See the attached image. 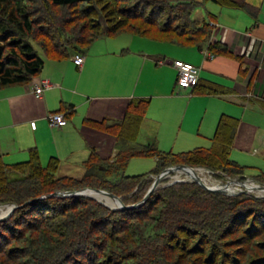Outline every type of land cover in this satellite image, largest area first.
I'll return each instance as SVG.
<instances>
[{"label":"trees","instance_id":"16d2710c","mask_svg":"<svg viewBox=\"0 0 264 264\" xmlns=\"http://www.w3.org/2000/svg\"><path fill=\"white\" fill-rule=\"evenodd\" d=\"M207 2L241 10L255 21L261 13L248 0H0V89L28 85L42 73L46 59L62 62L72 55L84 56L102 38L130 34L200 48L209 44L216 24L214 16L209 21L194 20V10ZM209 51L235 58L222 42L210 44ZM196 90L207 95L227 93L201 82ZM150 103L149 99L132 100L123 121H88L117 139V154L104 159L94 150L81 178L58 177L59 160L51 158L44 166L37 149L30 150L25 163L9 165L0 157V202L19 207L10 220L0 222V262L226 264L221 253H228L227 259L238 264V258L245 260L254 252L258 243L246 244L248 232L239 241L223 229L229 216L241 221V231L254 216L255 224L264 225V198L250 194L227 196L209 192L195 182H183L161 186L143 207L121 211L88 197H49L91 188L121 197L126 206L139 204L154 177L181 165L204 168L219 179H246L247 167L230 158L238 119L222 116L209 149L163 153L157 144L137 143ZM69 115L71 112L66 117ZM135 158H154L156 167L147 175L126 176L124 172ZM10 174L19 176L10 179ZM252 178L264 185V174ZM43 197L47 198L21 208ZM255 231L259 233L254 238L262 236L264 227ZM243 244L248 250L239 248ZM247 264H264V256L255 252Z\"/></svg>","mask_w":264,"mask_h":264},{"label":"crops","instance_id":"0c3cea01","mask_svg":"<svg viewBox=\"0 0 264 264\" xmlns=\"http://www.w3.org/2000/svg\"><path fill=\"white\" fill-rule=\"evenodd\" d=\"M248 2L261 7L257 21L246 13L249 22L237 28L232 24L240 21L243 11L221 12L226 19L215 24L209 44L183 53L176 54L180 48L169 43L124 34L95 42L84 55L83 70L74 63L76 55L62 62L46 59L42 73L30 84L0 89V157L9 165L25 163L30 150L37 149L40 156L46 152V161L59 160L58 177L81 178L94 150L104 159L117 154V139L88 121H123L134 99L151 101L137 139L142 146L157 144L161 152L173 154L209 149L220 119L230 116L240 122L231 151L250 152L259 141L260 149L253 153L260 155L264 128L256 118L264 115V0ZM216 42L226 45L235 58L210 53L209 45ZM175 59L200 67L202 86L216 85L227 93L179 90ZM46 82L52 87L37 98L32 89ZM68 112L66 126L49 124L50 115Z\"/></svg>","mask_w":264,"mask_h":264},{"label":"rangeland","instance_id":"374dc122","mask_svg":"<svg viewBox=\"0 0 264 264\" xmlns=\"http://www.w3.org/2000/svg\"><path fill=\"white\" fill-rule=\"evenodd\" d=\"M249 1V0H248ZM259 1V0H257ZM263 0H261L262 2ZM261 5V3H260ZM255 6V5H254ZM258 8H261L260 6H257ZM230 10H233V9H230V8H222L212 2H207L205 3V5L203 6H199L197 7L195 10H194V20H198L200 22H203V21H209L210 20V17L211 16H214L216 17V23H220L222 21H224L226 19V17L224 18V15L221 14V12H229ZM236 12V11H235ZM156 15L158 16L159 13L158 11L155 12ZM239 13V12H238ZM241 14V19L239 22H237V24H232V26H237V28H244L246 26V24L249 22L248 21V15L245 13V12H242L240 13ZM158 18V17H157ZM161 18V17H160ZM224 18V19H223ZM247 18V19H246ZM163 23L165 22V18L162 19ZM160 21V20H159ZM225 24V23H224ZM230 25V24H228ZM157 42V41H155ZM159 43H165V42H159ZM171 44V43H169ZM169 44H166V45H169ZM171 46V45H170ZM173 47H179L180 49L176 52V54L178 53H183L184 50H188L190 48L188 47H183V46H180V45H175V44H172ZM172 48V47H170ZM92 49V47H91ZM163 49V48H162ZM175 60H181V59H175ZM182 61H185V60H182ZM187 62V61H185ZM264 114V113H263ZM256 120L260 121V123L262 124V127L264 128V115L262 114H258ZM202 142H205V140H201ZM259 141H256V145L252 147V150L250 152H244V151H241V150H233L231 151V156L230 158L236 162H238L240 165L244 166V167H247V170H246V179H240V178H230V177H223L222 179H219V177L217 175H214L213 172L211 171H208L204 168H196L197 171H198V174L204 179L205 183L210 186V187H220L224 184H227L228 182L232 181V180H237V181H240V182H248V184H259L257 183L252 177H255L257 175H260V174H264V152H261L260 155H255L253 153V149H260V147L258 146ZM261 145V144H260ZM46 153V152H45ZM44 153V154H45ZM40 156L41 157V162L44 166H47L50 159H48L46 161L45 159V156ZM154 166H155V159L154 158H147V159H142V158H135L133 159L128 168L126 169L125 171V175L127 176H140V175H147L149 174V172L154 169ZM200 170V171H199ZM63 173V172H61ZM58 175V174H57ZM19 175L17 174H10L9 177L10 179H15L17 178ZM178 177V178H177ZM175 180H180V181H186L184 183H191L192 181H190L185 175H179L178 174H174L171 176V178L169 179H166L165 181L162 182V185L161 186H164V185H167L168 184H171L173 181ZM183 183V182H181ZM261 185V184H260ZM160 186V187H161ZM236 192H239L241 190L240 187L238 188H235ZM239 189V190H238ZM250 195H253L255 197H259V198H264L262 197L260 193H252ZM264 196V195H263ZM145 199V198H144ZM99 202V201H98ZM143 202V201H142ZM30 203V202H28ZM105 203V202H103ZM102 204V203H101ZM106 204V203H105ZM141 204V203H139ZM139 204H134V205H139ZM146 204V203H145ZM145 204L141 205L140 207H143ZM26 205V204H25ZM29 205V204H28ZM104 205V204H103ZM107 205V206H106ZM104 206L110 208L111 210H114L116 207H111L109 206L108 204H106ZM126 205V204H125ZM12 206H16V205H12V204H6V203H1L0 202V208H3V211H4V214L0 212V218L7 215L8 212L10 211V208ZM129 206H132V205H129ZM18 207V206H17ZM26 207V206H25ZM138 207V208H140ZM21 208H24V205L21 206ZM137 209V208H136ZM16 211V210H15ZM117 211H121V210H117ZM3 214V215H2ZM14 215V213L12 214V216ZM12 216L8 219L10 220L12 218ZM230 219L227 221V223H225L224 225V230L225 231H228L230 230L231 234L233 233V236H236V239L238 238L239 241L242 239V238H245L246 235H247V232H248V239L246 241V244L248 242H254L255 244H257L256 247H253V250L254 252H252L249 256H246L247 258L244 260L242 258H238L237 259V262L238 264H247V260L249 257H251L252 255L255 254V252L261 256V258L264 256V234L261 236H258L256 238H254V235L256 233H259V231H255V230H260V229H263L264 225H262L261 223L258 224V222H254L255 220V216L253 218H251V220L248 222V224L244 227L243 226V231H241L240 229V224H241V221H236L235 218L236 216H229ZM6 220V221H8ZM235 220V221H233ZM2 222H5V221H2ZM254 224V227L255 229L252 230V227ZM238 227V228H237ZM249 231L251 233H249ZM237 234V235H236ZM246 244H243L241 245L239 248L241 249H244L246 248V250H248V245ZM262 250V254H259ZM210 252V251H209ZM221 259H222V262H226L227 260V263L226 264H232V262L230 260L227 259V256H228V253H221ZM4 260H7L6 258H3ZM226 259V260H225ZM243 260V261H242ZM4 262V261H2ZM2 262H0V264H3Z\"/></svg>","mask_w":264,"mask_h":264},{"label":"water","instance_id":"95a60500","mask_svg":"<svg viewBox=\"0 0 264 264\" xmlns=\"http://www.w3.org/2000/svg\"><path fill=\"white\" fill-rule=\"evenodd\" d=\"M180 173L182 175H185L190 181L197 183L203 189H205L209 192H212V193H218V194L227 195V196H238V195H242V194L249 195L252 193H260V192L264 191V185L254 183L250 187V186H248V182H246V181L240 182L237 180H232V181L228 182L227 184H224L220 187H210L205 183L204 179L198 174V171L196 168L181 165V166L168 168L164 172H162L160 175L154 177V183H153L152 187L150 188V190L147 193L143 202H141V204H139V205L126 206L121 197H118L117 195L109 193V192L104 191V190H97V189H91V188H86L83 190L73 191V192H58V193H55L53 195H50L49 197H58V198L88 197V198H92V199L97 200L100 203L106 205L105 203H103L99 199L94 198V197L89 195V192H96V193L104 194V195L110 197L111 200H113L115 203H117V207L114 210H132V209H136V208L140 207L141 205L145 204L148 201V199L151 197V195L157 189H159V187L161 186L163 181L171 178V176L174 174H180ZM186 173H187V175H186ZM181 182H186V181L175 180L171 184H168V186L174 185L176 183H181ZM231 185L233 187L238 186L241 188V190L239 192H236L235 190L231 191V190L226 189V187L231 186ZM261 196L264 197L263 195H261ZM46 198L47 197L36 199L30 203H27L26 205H24V207L27 206L28 204L35 203V202H38V201L46 199ZM18 208L19 207H17V206H12L10 208V211L8 212V214L0 218V222L8 220L12 216V214L15 212V210Z\"/></svg>","mask_w":264,"mask_h":264},{"label":"built area","instance_id":"2783aa9c","mask_svg":"<svg viewBox=\"0 0 264 264\" xmlns=\"http://www.w3.org/2000/svg\"><path fill=\"white\" fill-rule=\"evenodd\" d=\"M214 25V24H212ZM74 63L79 68L83 70L85 64V57L82 55H77L74 58ZM168 63L162 62L161 65H166ZM172 66L176 69L178 78H177V88L181 91L194 90L200 83V74L201 68L182 60H174ZM52 86L46 82L42 86H35L32 89L33 94L37 98H41L46 89L51 88ZM49 124L52 127L66 126L68 120L65 114H52L48 117ZM32 128L36 129V122H32Z\"/></svg>","mask_w":264,"mask_h":264},{"label":"bare ground","instance_id":"6f19581e","mask_svg":"<svg viewBox=\"0 0 264 264\" xmlns=\"http://www.w3.org/2000/svg\"><path fill=\"white\" fill-rule=\"evenodd\" d=\"M200 171V170H199ZM192 173V172H191ZM181 174V173H180ZM180 174H178V176L180 175ZM185 174V173H184ZM186 175H187V173H186ZM178 178V177H177ZM248 186H252L251 184L249 185L248 184ZM235 188H238V186L237 187H233L232 185L231 186H228V187H226V189H228V190H236ZM260 194H262V195H264V191L263 192H260ZM89 195L90 196H92V197H94V198H97V199H99L100 201H102V202H105L106 204H108L109 206H111V207H117V203H115L113 200H111V198L110 197H108V196H106V195H104V194H100V193H96V192H89ZM0 212L1 213H3L4 214V211H3V208H0ZM2 214V215H3Z\"/></svg>","mask_w":264,"mask_h":264}]
</instances>
